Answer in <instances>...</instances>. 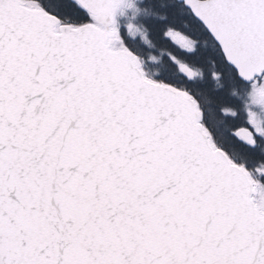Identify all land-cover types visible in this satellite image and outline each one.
<instances>
[{
  "label": "snow or ice",
  "instance_id": "1",
  "mask_svg": "<svg viewBox=\"0 0 264 264\" xmlns=\"http://www.w3.org/2000/svg\"><path fill=\"white\" fill-rule=\"evenodd\" d=\"M0 264H264V0H0Z\"/></svg>",
  "mask_w": 264,
  "mask_h": 264
}]
</instances>
